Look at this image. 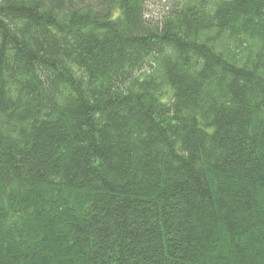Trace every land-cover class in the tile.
Wrapping results in <instances>:
<instances>
[{
	"label": "trees",
	"instance_id": "trees-1",
	"mask_svg": "<svg viewBox=\"0 0 264 264\" xmlns=\"http://www.w3.org/2000/svg\"><path fill=\"white\" fill-rule=\"evenodd\" d=\"M151 1L0 0V264H264V0Z\"/></svg>",
	"mask_w": 264,
	"mask_h": 264
},
{
	"label": "rangeland",
	"instance_id": "rangeland-1",
	"mask_svg": "<svg viewBox=\"0 0 264 264\" xmlns=\"http://www.w3.org/2000/svg\"><path fill=\"white\" fill-rule=\"evenodd\" d=\"M171 1L170 0H152L148 7L149 13L154 18H159L162 15V13L166 12V9H167L166 7L170 5ZM148 70H151V66L147 64L145 65L143 72H146Z\"/></svg>",
	"mask_w": 264,
	"mask_h": 264
}]
</instances>
